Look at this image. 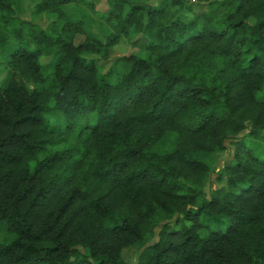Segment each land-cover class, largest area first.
Returning <instances> with one entry per match:
<instances>
[{"label":"trees","instance_id":"obj_1","mask_svg":"<svg viewBox=\"0 0 264 264\" xmlns=\"http://www.w3.org/2000/svg\"><path fill=\"white\" fill-rule=\"evenodd\" d=\"M95 2L0 0V264H264V0Z\"/></svg>","mask_w":264,"mask_h":264},{"label":"rangeland","instance_id":"obj_2","mask_svg":"<svg viewBox=\"0 0 264 264\" xmlns=\"http://www.w3.org/2000/svg\"><path fill=\"white\" fill-rule=\"evenodd\" d=\"M41 0H22V4L19 5V10L15 7L14 8V16L18 17L20 20H25L28 22H32L37 29H43L47 25V18L44 14H34L35 6L37 3H39ZM163 0H148V4L151 6H157L160 4V2ZM106 0H96L95 2V8L99 12H103L106 9ZM70 15H72L75 18L87 20L86 24V30L89 34L95 35L99 32H104L105 34L108 33V29L97 20L90 18L88 13L86 12V9L83 5H72L65 8ZM76 41H82V36H77ZM17 45L14 42H8L7 45L4 47H0V87L3 86V84L9 80L11 77V71L7 69L6 61L8 60V56L16 49ZM26 48L36 50L37 48L34 45L26 46ZM133 52V49L129 47L128 45H121L117 48L116 52L113 53L112 58H116L123 55H129ZM42 63V59L39 61ZM29 89H32V86L30 84H27ZM258 99L264 98V89L260 91L257 94ZM47 122L51 128L59 129L60 132H63L65 126V120L63 116L60 113H54L51 112L47 115ZM264 135V134H263ZM237 141H244L246 144L253 150L255 156L258 158L264 160V137L260 139H253L250 137H247V131L241 133L239 137L236 140H230L226 143V151L225 153L220 157V159L215 162L213 165H211V173L210 178L208 181V184L205 188L206 195H209L210 192L213 190H216L222 186H224V177H223V167L232 161L233 152H234V144ZM69 142V141H68ZM68 143L62 144L61 148H55V149H67L62 148L66 147ZM160 230V226H158L155 230L156 233H158ZM155 240V239H154ZM154 240H152L150 243H152ZM148 243V245L150 244ZM82 254V250H80ZM140 252V250L133 251V254L131 255L130 261L131 263L135 262L136 255Z\"/></svg>","mask_w":264,"mask_h":264}]
</instances>
